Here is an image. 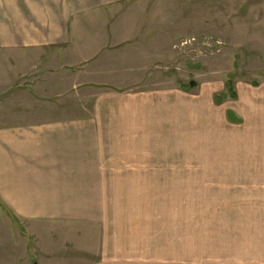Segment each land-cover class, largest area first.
Returning <instances> with one entry per match:
<instances>
[{
    "label": "rangeland",
    "instance_id": "1",
    "mask_svg": "<svg viewBox=\"0 0 264 264\" xmlns=\"http://www.w3.org/2000/svg\"><path fill=\"white\" fill-rule=\"evenodd\" d=\"M149 1L150 10L156 0ZM149 14L158 18L154 27L160 25L163 36H148L152 44L145 42L140 55L113 56L110 62L126 64L94 75L96 82L85 78L73 93L72 72H44L50 74L47 87H54L45 96L19 86L40 72L18 78L11 66H0L7 86L0 92L16 94L0 96L5 127L54 123L71 118V112L86 118L114 114L113 123L131 140L124 147L118 138V161L147 167L133 169L127 179L142 184L110 186L113 198L86 201L84 218L12 217L0 204V264H109L128 243L134 258L141 253L150 264H168L159 253L168 251L173 235L190 249L189 236L221 227L224 195L218 188L237 171L227 170V161L245 155L259 160L253 146L264 139L263 127L253 124L251 130L243 119L253 111L247 103L264 97V0H158ZM229 113L240 121L232 122ZM227 139L241 140L235 148L242 152ZM177 264L200 263L181 251Z\"/></svg>",
    "mask_w": 264,
    "mask_h": 264
},
{
    "label": "crops",
    "instance_id": "2",
    "mask_svg": "<svg viewBox=\"0 0 264 264\" xmlns=\"http://www.w3.org/2000/svg\"><path fill=\"white\" fill-rule=\"evenodd\" d=\"M149 2L0 0V66H11L14 73H19L18 78L40 72L42 75L34 76V80L23 79L19 86L43 90L45 96L46 90L54 87H47L50 74L44 72H72L73 93L85 78L96 82L94 75L113 73L115 64H126L123 59L110 62L113 56L140 55L145 42L152 44L148 36H163L164 29L160 25L154 27L153 21L158 18L150 19L149 14L158 0L153 1L150 10ZM128 44L130 51L123 47ZM39 77L42 78L36 84ZM3 82L1 79L0 88L7 87ZM15 84L8 88L13 89ZM0 93L5 96L10 92ZM29 96L36 99V93L29 91ZM247 104L253 111L243 115L245 126L249 125L251 130L257 126L264 128V97ZM238 108L241 110V106ZM68 114L72 117L58 118L54 123L32 122L16 128L0 123V200L15 217L84 218L86 201L114 197H110L114 194L110 186L143 183L127 179L133 178V169L147 167L134 168L130 160L128 165L118 161V138L122 137L120 143L124 147L131 140L125 129L118 130L113 123L117 115L91 113L86 118L81 112ZM4 120L1 113L0 122ZM102 121L107 123H103L105 127ZM228 141L231 148L242 152L235 148L241 140ZM259 144V148L253 146L259 151V160L245 155L244 160L227 161L226 169L237 171L230 172L231 180L224 178V189L218 188L219 195H224L222 228L212 230L211 234L189 236L188 240L193 242L190 249L181 245L179 236L173 235L172 244L165 247L168 251L159 253L168 264H177L181 251L184 257L200 264H264V139L259 137ZM128 192L133 194L132 187ZM128 244L123 252L116 245L109 264H150L141 253L139 259L134 258V248Z\"/></svg>",
    "mask_w": 264,
    "mask_h": 264
},
{
    "label": "trees",
    "instance_id": "3",
    "mask_svg": "<svg viewBox=\"0 0 264 264\" xmlns=\"http://www.w3.org/2000/svg\"><path fill=\"white\" fill-rule=\"evenodd\" d=\"M229 119H230L232 122H239V121H240V120L236 121L235 119H233V116H232L231 113H229ZM0 204L2 205V207L6 208L5 205L3 204V202H2L1 200H0ZM7 211H8V210H7ZM8 213L11 214L12 217H15V216L13 215V213H12L10 210L8 211Z\"/></svg>",
    "mask_w": 264,
    "mask_h": 264
},
{
    "label": "water",
    "instance_id": "4",
    "mask_svg": "<svg viewBox=\"0 0 264 264\" xmlns=\"http://www.w3.org/2000/svg\"><path fill=\"white\" fill-rule=\"evenodd\" d=\"M192 85H194V83Z\"/></svg>",
    "mask_w": 264,
    "mask_h": 264
}]
</instances>
